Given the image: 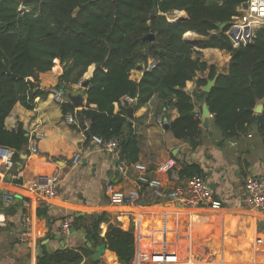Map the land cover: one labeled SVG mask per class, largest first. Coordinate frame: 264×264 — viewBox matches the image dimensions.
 Returning <instances> with one entry per match:
<instances>
[{"label":"trees","instance_id":"16d2710c","mask_svg":"<svg viewBox=\"0 0 264 264\" xmlns=\"http://www.w3.org/2000/svg\"><path fill=\"white\" fill-rule=\"evenodd\" d=\"M243 1L157 0L154 6L153 0H0V146L12 149L14 162L19 161L28 137L21 127L7 130L4 121L16 103L30 110L37 97L47 94L38 88V76L57 65L63 67L57 86L63 90L94 66L82 89L85 108L74 112L69 102L63 103L62 115L74 113L80 123L87 120V140L91 136L104 142L115 140L119 159L128 165L138 162L139 155L130 119L152 97L177 111L169 131L192 150L201 136L193 100L205 101L223 140L236 139L254 126L264 146V106L261 114L252 112L264 98V28L256 31L249 44L234 48L224 34L227 27L216 26L237 15L235 9ZM173 11L185 12L187 19L169 25L165 15ZM189 31L206 40L189 44L183 39ZM149 34L153 40L145 39ZM194 47L218 49L227 71L217 74L215 66L194 58L199 55ZM149 59L157 60L156 67L143 70L139 82L131 80L130 72L140 70ZM213 78L211 90L202 92L200 87ZM194 79L197 89L189 94L185 88ZM177 175L188 179L204 174L198 164L182 163ZM36 214L42 216L45 211L39 207ZM68 218L92 248L105 244L107 260L131 263L135 254L131 230L108 224L102 233L100 225L108 222L105 213ZM41 249L35 264H96L84 242L50 253Z\"/></svg>","mask_w":264,"mask_h":264},{"label":"crops","instance_id":"0c3cea01","mask_svg":"<svg viewBox=\"0 0 264 264\" xmlns=\"http://www.w3.org/2000/svg\"><path fill=\"white\" fill-rule=\"evenodd\" d=\"M165 16L173 23L176 18L187 14L173 11ZM186 33L191 35L187 36ZM186 33L183 39L189 44L195 45L206 40L194 32ZM194 50L199 53L198 56L194 54V58L198 57L207 65L215 66L218 73L227 71V63L218 49L194 47ZM145 66L146 64H141L140 70H132L130 79L139 82ZM93 70V65L88 67L81 82L86 78L90 79ZM62 72L63 67L57 65L53 70L40 73L38 88L45 91L50 87H57ZM187 89L190 94L196 91L195 79L187 83L185 90ZM65 90L82 92V88H77L75 84L67 86ZM82 100L86 101V95H82ZM193 104L201 129L200 144L194 150L187 142L174 138L169 130L164 129L163 119L166 118V122L170 124L178 113L175 109L164 108L157 97H152L133 113L130 122L137 136V163L144 165L149 176L165 188L174 187L183 181L177 175L180 164H198L214 199L222 202L223 208L215 211L207 208L194 210L166 203L155 205L150 191L145 189L141 194L148 205L146 209L155 213L154 216H148L146 209L136 212L109 204L104 194L106 184L115 183L118 189L129 191L135 186L136 174L130 171L126 177L121 175L116 169V155L105 152L91 138L87 140L85 132L88 129L83 130L76 117L74 125L67 124L60 105L49 94L37 97L30 110L16 103L4 121L5 128L16 130L21 127L28 137L27 144L37 134L41 138L36 144L35 152L27 151L26 144L19 153V161H15L9 174L0 179V264H35L36 259H31L27 246L20 242L22 219L25 216L29 219L30 231L38 252L42 246L45 250H56L61 246L60 238H56L60 236V219L72 215L101 213H105L108 219V222L100 225L102 233L106 231L108 224L116 225L124 231L131 230L138 247L148 248L150 244L154 247L156 245L155 248L159 251L168 250L170 247L176 248L180 241L190 242V249L194 243L217 245V255L210 253L211 255L204 257L210 263L203 260L189 262L264 264V237L259 236L264 235V214L250 209L244 202L245 178L264 174V146L261 138L256 128L251 126L242 136L223 140L220 130L214 125L213 115L209 112L207 117L203 116L205 101L193 100ZM80 110L74 108V112ZM75 156L78 159L74 162ZM168 158L177 161V169L168 175L159 173L157 166ZM41 174H56L59 180L58 196L46 206L38 205L32 197L29 198V183ZM7 194L13 196L11 202L5 200ZM25 199L29 202L23 208L22 202ZM39 207L45 211L42 216L36 214ZM173 220H176V226ZM183 225L186 229L181 231ZM78 239L81 238L71 234L63 237L68 248L75 247ZM182 251L184 249L181 247L175 249L179 261H183L180 255Z\"/></svg>","mask_w":264,"mask_h":264},{"label":"built area","instance_id":"2783aa9c","mask_svg":"<svg viewBox=\"0 0 264 264\" xmlns=\"http://www.w3.org/2000/svg\"><path fill=\"white\" fill-rule=\"evenodd\" d=\"M243 6H245V8ZM235 10L237 15L233 16L227 23V29L224 34L230 39L232 46L238 48L249 44L254 38L256 31L264 28V0H244ZM230 34L232 37L229 36ZM157 63V60L149 59L145 66V70H153ZM81 83V80H79L75 84L76 87L80 89ZM45 91L58 105L68 102L62 88L50 87ZM126 101L131 102L130 99ZM65 121L69 125H74L76 123L75 115H66ZM79 125L82 126L83 130L89 128V122L85 119H83ZM40 138L41 135L37 134L31 139L27 144V151L35 152L36 144ZM91 140L96 145L100 146L105 152L116 155V169L121 175L126 177L130 171H133L136 174L135 186L132 190L124 192L118 189L115 183L106 184L104 194L110 205L141 212L148 208V205L145 204L141 194L147 189L150 191L155 205L166 203L194 210L207 208L215 211H219L223 208L222 202L214 199L210 187L203 178L194 176L192 178L183 179V181L177 183L174 187L165 188V186H162L157 180L149 176L147 168L144 165L137 162L128 165L121 161L116 152L117 143L115 140L104 142L95 136H92ZM77 159V156H75L73 159L74 162L77 161ZM13 166L14 151L10 148L0 146V179L8 175ZM176 169L177 161L174 158H168L157 166V171L166 175L174 173ZM58 185L59 180L56 174L38 175L29 183V198L32 197L34 202L38 205H49L58 196ZM5 200L11 202L13 196L7 194L5 195ZM28 202L29 201L26 199L23 200L22 207L26 208ZM244 202L250 209L264 214V174L248 176L245 178ZM22 226L23 231L20 234V242L27 246L31 259L34 261L37 254L36 241L31 234L30 222L26 216L22 219ZM70 227L71 219L64 218L59 225V234L63 237L68 236ZM178 256V253L173 251L166 252L147 247H138L136 246L135 239V254L130 264H195L190 263L189 260L179 261Z\"/></svg>","mask_w":264,"mask_h":264},{"label":"water","instance_id":"95a60500","mask_svg":"<svg viewBox=\"0 0 264 264\" xmlns=\"http://www.w3.org/2000/svg\"><path fill=\"white\" fill-rule=\"evenodd\" d=\"M156 3H157V0H153L154 6H156ZM243 7L245 8V6H243ZM186 19H187V16L176 18L174 20V23L170 24V22H169V25H171V26L178 25L179 23L185 21ZM216 26L219 28V30H223L227 27V24L226 23H220V24H216ZM229 36L232 37L231 34ZM145 39L153 40V35L149 34L145 37ZM217 74H218V72H217ZM88 82H89V78H86L85 80H83L81 83V88L85 89L88 85ZM214 83H215V78L208 80L205 85L200 87V90L204 93H208L211 90V88L213 87ZM185 91L190 94L188 89ZM82 95H83V93L81 91L80 92H73V93L72 92H66V97H67L69 104L72 107L78 108V109H82L86 105V101L83 102V100H82ZM263 106H264V98H262L256 102V104L254 105V107L252 109V112L254 114H261L263 111ZM202 110H203V116L207 117L209 115V111H208L206 105H203ZM163 126H164V129L169 130V125L166 122V118L163 119ZM203 126H206V123H203ZM69 234H71L73 236H79L82 239V241L86 244V246L92 250V255L90 256L91 262L97 263L101 260L102 255L105 253V244H100L97 247L92 248L91 244L89 242H87L85 234L82 231L75 230L72 226L70 227ZM56 238H60V240H61V246L56 250H65L68 248V245L65 244V242L63 241V236H61V235L56 236ZM56 250H50V249L46 248V251L48 253L56 251ZM41 255H42V249L39 247L36 256L39 257Z\"/></svg>","mask_w":264,"mask_h":264},{"label":"rangeland","instance_id":"374dc122","mask_svg":"<svg viewBox=\"0 0 264 264\" xmlns=\"http://www.w3.org/2000/svg\"><path fill=\"white\" fill-rule=\"evenodd\" d=\"M167 22L169 23L168 20H167ZM64 94H65V97H66V90H64ZM173 221L175 223L176 220H173ZM175 226H176V223H175ZM180 227H181V224H180ZM185 229H186V227L184 225L182 226V228H180L181 231H184ZM194 241H195V239H194ZM82 242L83 241L81 239L80 240L79 239L76 240L75 246L81 245ZM187 243L180 241L179 245L176 247V248L181 247V249H184V252L182 251L181 254H180L182 256L183 260H190V259L191 260H198V261H202L203 260L206 263H210L208 260L207 261L204 260V257L211 255L210 253H213V255L214 254L217 255V253H218V249H216V248H218L217 245L216 246H214V245H209L208 246L206 244L202 245L201 243H199V244L194 243V246H192V249H190V242H187ZM155 247H156V245H155ZM155 247L153 245H150V244L148 245V248L157 250ZM176 248L170 247L168 250H166V249L165 250H166V252H170V251L175 252ZM203 248H204V250H203ZM165 250L163 249V250H160V251H165ZM100 263L101 264H111V262L106 259L104 254L102 255L101 260L99 262H97L96 264H100ZM116 264H119V263L116 262Z\"/></svg>","mask_w":264,"mask_h":264},{"label":"bare ground","instance_id":"6f19581e","mask_svg":"<svg viewBox=\"0 0 264 264\" xmlns=\"http://www.w3.org/2000/svg\"><path fill=\"white\" fill-rule=\"evenodd\" d=\"M179 14V13H178ZM173 21V20H172ZM170 22V21H169ZM174 23V22H173ZM170 24H172L171 22H170ZM185 35H187V36H190L191 35V33H186ZM146 211H148L149 213H146V215H148V216H154L155 215V213H150V209H146ZM252 213V212H251ZM159 215H162V213H160ZM105 254V253H104Z\"/></svg>","mask_w":264,"mask_h":264}]
</instances>
